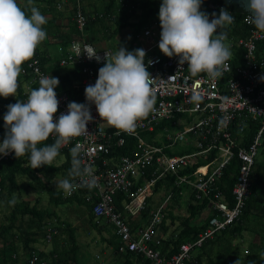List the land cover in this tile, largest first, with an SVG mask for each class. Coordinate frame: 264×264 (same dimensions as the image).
<instances>
[{
    "label": "built area",
    "instance_id": "built-area-1",
    "mask_svg": "<svg viewBox=\"0 0 264 264\" xmlns=\"http://www.w3.org/2000/svg\"><path fill=\"white\" fill-rule=\"evenodd\" d=\"M51 1L57 10H62L61 0ZM117 1L128 10L135 9L133 5L128 7L124 4V0ZM72 11L78 40L70 43L58 64L61 67L80 66L82 93L79 100H72L66 93L55 89L59 106L54 119H58L61 113H67L69 102L86 103L84 90L86 86L95 84L98 69L104 64V55L109 53L87 41L88 18L81 0H74ZM201 11L211 19L213 12L219 15L220 7L203 2ZM97 17L104 18L101 13ZM104 19L111 22L113 16L107 15ZM238 26L243 30L242 34L231 35ZM221 30L227 32L225 43L230 47L232 57L223 68L222 76L213 79L206 73L193 76L186 63L180 65L178 57L169 58L160 49L159 54L153 53L159 48L161 33L158 22H153L143 35L155 34L158 37L147 49L144 60L154 79V110L138 120L134 130L126 132L103 122L95 105H91L93 120L87 125V132L72 138L60 149L70 152L79 146L82 167L90 166L96 179L92 189L78 186L70 194L62 191V196L67 199L81 194L84 201L92 205L95 222L104 221L113 227L120 253L141 255L150 264H194L192 251L234 224L245 207L250 195L252 168L264 133V32L248 22L247 14L235 17L231 25ZM86 45H91L101 57L99 63L88 59L87 53L83 52ZM39 47L40 44L20 73L30 77L27 94L35 84H39L41 75L50 76L41 66ZM238 59L240 64H236ZM193 96L201 99L193 101ZM178 123L188 126L176 129ZM254 123L259 126H256L253 140L248 142L246 133ZM49 139L54 140V136ZM126 139L134 141L130 155H116L114 149L126 146ZM11 154L0 155V161ZM235 160L239 163L237 180L228 194L219 189L218 183L224 176V170ZM192 168L194 170L189 171ZM168 179H172L169 191L153 192L159 181ZM72 183L79 185L80 178L73 179ZM173 188L182 197L192 194L193 204H206L207 210L214 214L205 231L192 242L180 245L177 253L167 257L161 253L162 243L157 228L164 211L172 205ZM118 193L125 196L122 211L114 208L113 198ZM159 194L163 195L155 199ZM149 197L155 209L151 218L146 224L133 228L129 219L140 214ZM53 234L56 232L48 228L45 239L51 241ZM38 262V256L33 254L25 264Z\"/></svg>",
    "mask_w": 264,
    "mask_h": 264
},
{
    "label": "clouds",
    "instance_id": "clouds-1",
    "mask_svg": "<svg viewBox=\"0 0 264 264\" xmlns=\"http://www.w3.org/2000/svg\"><path fill=\"white\" fill-rule=\"evenodd\" d=\"M250 13L247 20L259 31L264 32V0H242ZM203 0H162L159 8L161 27L158 47L167 57H178L180 65L187 64L188 71L196 76L206 73L210 78L222 76V70L232 57L226 29L235 17L221 8L219 15L201 11ZM47 19L41 14L33 0L22 8L18 0H0V97H16L18 77L24 62L30 60L37 46L46 39L43 25ZM89 60L98 63L101 57L91 47L84 48ZM144 49L128 51L119 47L115 53H105L104 64L98 69L94 85L84 90L86 103L69 102L67 113L58 111L59 100L55 89L58 78L41 75L39 87L30 91L26 101L16 100L8 104L3 115L4 138L0 143V155L14 153L15 157L29 155L33 169L51 165L60 155V149L72 138L87 132L93 120L90 106L107 125L131 132L136 122L154 110L155 95L153 78L145 65ZM199 101L200 96H193ZM54 136L52 144H45ZM72 166L68 177L56 182L57 190L70 194L76 187L92 189L96 179L90 166L81 165L79 146L70 149ZM80 178V184L72 183ZM16 203L15 196L8 202ZM239 264V260L235 262Z\"/></svg>",
    "mask_w": 264,
    "mask_h": 264
},
{
    "label": "trees",
    "instance_id": "trees-1",
    "mask_svg": "<svg viewBox=\"0 0 264 264\" xmlns=\"http://www.w3.org/2000/svg\"><path fill=\"white\" fill-rule=\"evenodd\" d=\"M108 3L103 7L102 11L99 13L103 14L104 18L107 15H112V25L114 26L113 30L110 29V26L105 19H99L97 14L87 16L88 23L86 26L87 41L92 42L96 40L100 41H109L114 38L118 33L128 27H138L148 25L150 22L157 21L160 27L159 22V8L162 0H147L144 5H142V14L140 21L137 24L129 23L134 11L128 10L122 5H119L117 0H107ZM48 5L52 7L55 11L57 9L54 6V2L51 0L47 1ZM124 4L130 7L131 3L127 0H124ZM205 4L212 3L217 4L220 9L224 8L232 13L235 17H242L246 13H243L241 10L236 9L225 3V0H203ZM73 6L71 8V14H73ZM238 30H233V36H240L243 32L240 27H237ZM50 34L49 28L46 30V37ZM53 38L57 39L59 44L62 46L63 52L70 45L72 41L78 40V32L76 26L72 21L69 24V31L65 35H53ZM46 39L42 41L45 43ZM49 62L44 56L40 54V63L44 69V65ZM59 62V60L57 61ZM241 61L238 59L236 64H240ZM26 66V62L23 63L22 67ZM61 68H69L67 72L61 75ZM48 72L47 69H44ZM49 71L53 74H50L52 77L58 78L60 83L56 88L60 92L66 93L72 100H79L82 93L81 86V70L80 66L72 65L61 67L58 63L50 66ZM49 74V73H48ZM19 81L26 80L30 81L29 76L19 75ZM39 84H35L32 89L38 88ZM29 94V93H28ZM22 90V87L19 86L17 89L16 97H8L7 99L0 97V143L3 142L5 129L3 127V115L7 111V105L16 103V100L25 101L28 96ZM168 123H166L167 125ZM258 124L254 123L251 125L250 129L246 133L248 142L253 140L255 135V129ZM126 146L123 148H115L114 153L116 155H130L131 150L134 146V141L132 139H126ZM263 142L260 145L262 148L261 158L256 159L252 168V174L250 177V195L245 203V207L242 210V213L237 221L234 224L227 227L225 230L216 234L213 239L206 241L201 248L195 249L192 251V257L194 264H235L239 260V264H264V133H263ZM54 140L48 139L45 144H52ZM60 155L65 157L64 162L59 166L46 165L37 169H33L29 155L25 154L24 156L15 157V154H11L7 159L0 161V200H3L4 197H7L6 200L12 199L16 194L20 193V185L18 183L20 178H25L28 180V186L36 188H44L46 193H50L52 200L50 202L52 205H59L66 201H77L79 204H83L88 209L89 218L92 221L93 227L95 229H103L104 227L107 232L112 234L108 243L110 247L114 250L115 253L123 256L122 264H150L148 260H145L143 256L136 255L134 253H120L118 251L119 243L116 236L114 235V230L111 225H108L104 222L97 224L94 220V217L91 213L92 205L87 204L84 199L81 197V194L75 195L72 198H64L62 196V191H55V186L47 187L44 184L43 179L39 176L45 177L47 181L48 178L54 176L68 177V172L72 166V157L69 151H60ZM238 161H233L228 168L224 170V176L221 178L220 183H218L219 189L224 190L225 193H230L231 188L234 186V183L237 180L238 175ZM189 170V169H188ZM194 170L192 168L189 171ZM187 172V171H186ZM71 179V178H69ZM32 181V183H31ZM172 186V179L166 181H159L153 192L158 193L160 190L169 191V188ZM223 186H226L223 189ZM37 189V188H36ZM5 191V195H2V192ZM88 190H85V192ZM177 189L173 188L174 197L172 200V205L169 207V210L164 211L167 215H164L161 223L157 228L158 238L161 239L160 250L161 253L165 256H171L172 254L177 253L178 248L183 243L192 242L198 234L202 233L209 227V221L214 213L209 211V214L203 218V221L200 225H193L192 221L198 217L203 211L207 210L206 204H193L192 194L187 196H179ZM84 192H82L83 194ZM62 196V197H61ZM152 198L147 199V205L140 212L139 222L129 221L130 225L133 228H138L141 225L146 224L151 218L154 207L152 205ZM186 201V211L187 217L182 218L178 228H175L173 232L168 231V227L165 222L167 219H170V224L173 225L176 217L172 215L174 209L180 208L182 200ZM114 208L117 211H122L121 202L125 200L123 194H116L113 198ZM10 208L9 214L6 219V223L0 225V264H25L26 261L33 255L36 254L40 262L37 264H75L76 263V253L78 251V245L75 242L74 229L71 228L68 224L63 225V233L67 234V239L65 240V245H58L57 236L52 235L53 239V249L46 255L44 253L35 252L34 248L31 246L34 244L39 237L45 238L47 233L44 232V225L48 220H52L55 217V214L46 209H41L38 207V203L30 205L29 202L21 201L16 202L14 205L8 204ZM53 221V220H52ZM26 225V226H25ZM249 225L255 227L253 233L257 235V242L253 244L255 248L254 251L248 252L244 259L241 260L237 256L238 248L237 246L232 248L231 239L240 238L243 231H248ZM51 230L56 232L58 228H51ZM168 231V232H167ZM162 236L164 240H162ZM21 248V250H20ZM220 253H218L217 249ZM20 252H22L20 254ZM13 255H16V259H13ZM19 255L22 256L23 260H19ZM191 264V263H189Z\"/></svg>",
    "mask_w": 264,
    "mask_h": 264
},
{
    "label": "crops",
    "instance_id": "crops-1",
    "mask_svg": "<svg viewBox=\"0 0 264 264\" xmlns=\"http://www.w3.org/2000/svg\"><path fill=\"white\" fill-rule=\"evenodd\" d=\"M47 1L48 0H33V6H36L39 9V11L41 12V14L44 15L47 19V23L42 26L43 29L46 31L49 28V31H50V34H48V37H46L45 43L41 42L40 47H39L40 54L42 56H44V58L49 60V62H47L44 65V69H47L48 70L47 73H49V75H50V74H53L52 72L49 71L50 66H53V64L58 63L57 61L62 59V57H64V55L66 54L67 48H68L67 47L63 52L62 46L59 44L57 39L53 38V35H55V36L65 35L69 31V24L73 21L72 20V14H71V8L74 4V0H61L62 1V10H57V11L52 9V7L50 5H48L49 3ZM127 1L130 2L131 5H133L135 8H136L135 5H137V3H138L139 7H140V9H139L140 13L142 14V10H143L142 5H144L147 0H127ZM81 2H82L84 13L86 14V16L91 15V17L93 16V14L97 13L96 8H98L99 6L102 7L100 10H98V13H99L100 11H102V9L106 5V3H108L107 0H81ZM96 2H99L101 4L94 5V3H96ZM18 3L20 4V6L22 8H26L28 6V0H18ZM119 5H121V4H119ZM135 10L136 9H134L133 11H135ZM140 18H141V15L139 17V20L132 21V18H130L128 22L131 24H137L140 21ZM155 22H157V21H155ZM107 23H108V25L111 24L110 29L113 30L114 26H112V21L107 22ZM150 23H153V22H150ZM125 29H130L131 30L130 33L132 32V27H128ZM121 32L118 33L115 36V38H118L120 36ZM90 43L93 44L96 48H98L100 50H107L110 54L114 52V51H111L108 49L109 46L107 44V41H102L100 47L95 45L93 42H90ZM66 72L67 71L61 72V75H63ZM19 86H21L22 90L26 93L28 81H26V80L19 81L18 80V87ZM12 97H14V96H12ZM59 156L60 155H58L57 157H59ZM57 157H56V159H57ZM56 159L53 162H55ZM62 163H58L57 165L52 163V165L59 166ZM39 177L41 179H43L44 184L47 187L55 186V183H53L54 181H52L53 177L48 178L49 181L45 180L46 178L43 176H39ZM60 177H61V179L66 178V177H62V176H60ZM43 191H44V193H46L45 189ZM55 191H57V190L55 189ZM58 191H63V190H58ZM47 194L49 197L48 198V204L49 205H47V207H45V208H42L39 206L38 207L41 209H46L47 211H51L55 214L54 219H52L53 221L47 219V222L44 225V232L46 233L45 229H47V228H56V229L58 228L55 235L57 236V242H58L59 246H61V245L64 246L65 240L67 239V234H64L62 231L64 226L61 224H68L71 226L72 229H74V235H75V242L76 243H77V237H76L75 232L79 233V230H82L83 232H88L91 228H94L92 221L89 218L88 209L85 205L79 204L75 200H73V201L70 200V201H66L64 203H61V204L55 206V205H52V203L50 202V200H52L50 197V193H47ZM122 203L123 202H121V205H122ZM84 207H86V209H84ZM62 216H67V217L63 218ZM129 221H134V222L138 223L139 222V216L137 215L134 218H130ZM102 228L103 229H96V230L102 236L101 240L105 241L106 245L109 246V248H110L109 257H108L106 264H122L123 256L115 253L114 250L112 249V247H110V245L108 243V240H110V238L112 237L113 232L109 233L106 231V229L104 227H102ZM105 232H107L108 234L106 235ZM83 235H87V234L83 233ZM52 240L53 239H51V241H49V242L46 240V244L43 246L40 244L39 239H37V241L34 244H32L31 246L34 248L35 252H37V253L42 252V253L47 255L53 249V241ZM47 244H51V247H52L48 251L46 249H44L45 246H47ZM40 246H42V247H40ZM0 247H1V243H0ZM20 250H21V248H20ZM21 253L22 252H20V254ZM13 259H16V255H13ZM19 260L20 261L23 260L21 255H19ZM45 264H47V261H45Z\"/></svg>",
    "mask_w": 264,
    "mask_h": 264
},
{
    "label": "rangeland",
    "instance_id": "rangeland-1",
    "mask_svg": "<svg viewBox=\"0 0 264 264\" xmlns=\"http://www.w3.org/2000/svg\"><path fill=\"white\" fill-rule=\"evenodd\" d=\"M99 4L101 3L99 2L94 3V5H99ZM135 6H136L135 8L136 10L131 16L132 21L139 20V17L141 15L140 10H139L140 9L139 4L137 3V5ZM101 8H102L101 6L96 8L97 13H98V10H100ZM151 24L152 23L146 26H143L141 28L134 26L132 27L131 33H130L131 31L130 29L122 30L118 38L114 37L110 41H107V44L109 46L108 49L111 51H114L113 53L118 51L119 47H124L128 51H133L135 49H144L146 52L147 49L150 48L158 40V37L155 34H151L149 37H145L143 35V32L146 29H148L151 26ZM106 26H111V24L110 25L106 24ZM92 42L98 47H100L102 43V41L100 40H96ZM153 53L159 54L160 53L159 48H156L155 50H153ZM66 70H69V68L60 69L61 72H64ZM187 126L188 125L186 123H178L176 126V129H182ZM261 151H262V148L259 147L256 159L261 158ZM64 160H65V157L63 155H60L59 157H57L56 161L52 163L57 165L58 163L64 162ZM60 179H61L60 176H54L52 181H54L53 183L56 184V182ZM28 182L29 181L26 180L25 178L19 179L18 183L20 185V193L19 195L18 194L15 195L16 202L26 201V202H29L30 205H34L38 203L39 207H42V208L47 207V205H49L48 204V198H49L48 194L44 193L43 191L44 189L37 186V184L35 185L37 189L28 186L27 185ZM2 195L3 196L5 195V191L2 192ZM162 195L163 194L157 195L155 199L161 198ZM6 199L7 197H4L3 200H0V225L6 223V219L9 214V210H10V208L8 207V204H9L8 202L12 200L13 198L9 200H6ZM153 204H155L154 201H153ZM185 205H186V201L184 199L181 202L180 208L171 210L172 211L171 213L173 216L176 217V220L173 225H171L172 223L170 224L171 222L170 219L166 220L165 224L168 227L169 233L173 232L175 228L179 227L182 218L187 217V211H186ZM84 209H86V207H84ZM208 214H209L208 210L203 211L198 217L193 219L192 224L200 225L203 221V218ZM62 217L66 218L67 216H62ZM254 228L255 227L249 225L248 227L249 230L243 231L240 238L231 239V246L232 248L237 246L238 248L237 256L241 258V260L244 259L245 255L248 252L254 251L255 249L253 247V244L257 242V235L252 232L255 230ZM79 233L75 232L76 237H77V243H78L77 244L78 251L76 253V263L75 264H106L108 257H109L110 248L109 246L106 245L105 241L101 240L102 236L100 235V233L95 228H91L88 232H83L82 230H79ZM83 233L87 235H83ZM105 234L107 235L108 233L105 232ZM39 242L41 245L44 246L46 244V239L40 237ZM51 248H52L51 244H47V246H45L44 249L48 251ZM216 249L218 250V248ZM217 252L220 253L219 250Z\"/></svg>",
    "mask_w": 264,
    "mask_h": 264
},
{
    "label": "water",
    "instance_id": "water-1",
    "mask_svg": "<svg viewBox=\"0 0 264 264\" xmlns=\"http://www.w3.org/2000/svg\"><path fill=\"white\" fill-rule=\"evenodd\" d=\"M225 3L227 5H230L236 9L241 10L243 13H246L247 15H249L250 13L247 11V9L244 7V4L242 2V0H225Z\"/></svg>",
    "mask_w": 264,
    "mask_h": 264
}]
</instances>
